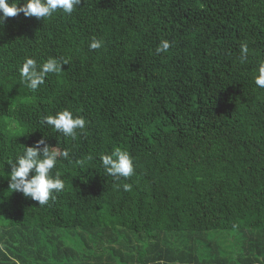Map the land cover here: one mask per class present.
Instances as JSON below:
<instances>
[{"label": "trees", "instance_id": "trees-1", "mask_svg": "<svg viewBox=\"0 0 264 264\" xmlns=\"http://www.w3.org/2000/svg\"><path fill=\"white\" fill-rule=\"evenodd\" d=\"M162 40L172 46L157 53ZM26 57L66 64L32 92ZM261 62L264 0H81L71 14L9 17L0 264H264ZM66 108L88 122L74 140L41 123ZM45 137L71 162L53 170L65 188L39 205L10 190L8 163ZM117 147L134 158L130 177L102 166Z\"/></svg>", "mask_w": 264, "mask_h": 264}, {"label": "clouds", "instance_id": "clouds-1", "mask_svg": "<svg viewBox=\"0 0 264 264\" xmlns=\"http://www.w3.org/2000/svg\"><path fill=\"white\" fill-rule=\"evenodd\" d=\"M81 4V0H0V28L5 25L9 17H16L23 14L27 17L37 19H48L57 10H62L66 14H71L76 7ZM104 44L103 40L93 38L89 44L91 50H98ZM171 42L162 40L156 48L157 53L167 52L171 47ZM249 47L247 43L240 46V59L243 62L247 59ZM61 62L57 58H49L43 63H38L37 59L26 57L19 67L22 84L32 92H36L46 81L49 74H59L62 70ZM257 87L264 89V62L258 68L255 77ZM42 124L52 128L57 133H62L65 137L76 139L77 130L83 131L88 123L83 116L74 115L70 109H63L55 115H47L42 118ZM46 137L39 140L35 145L24 147L22 154H17L13 161L9 173V188L12 192H19L24 197L39 202V205L46 204L50 198L54 199V193L65 188L61 173L53 170L57 168L60 159L70 161V150L65 148L60 150L58 146H50L45 143ZM43 145V147H41ZM87 159H91L88 157ZM102 166L108 175L116 179L127 178L134 174V158L127 150L119 147L115 148L110 155L104 154L100 157ZM71 162V161H70ZM84 160L76 161V164L83 166ZM129 189L130 185H124Z\"/></svg>", "mask_w": 264, "mask_h": 264}]
</instances>
